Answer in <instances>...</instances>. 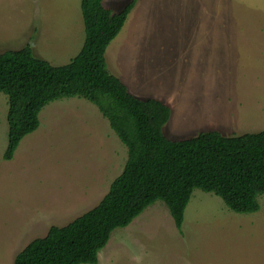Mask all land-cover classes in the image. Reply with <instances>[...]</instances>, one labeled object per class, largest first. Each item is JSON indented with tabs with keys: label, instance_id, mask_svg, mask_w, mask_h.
<instances>
[{
	"label": "rangeland",
	"instance_id": "rangeland-1",
	"mask_svg": "<svg viewBox=\"0 0 264 264\" xmlns=\"http://www.w3.org/2000/svg\"><path fill=\"white\" fill-rule=\"evenodd\" d=\"M129 1L103 4L118 12ZM84 39L81 0H0V53L31 45L63 65ZM106 60L132 94L171 107V140L264 130V0H138ZM7 112L0 92V264L95 207L128 156L96 105L64 97L43 107L37 130L4 160ZM259 203L237 213L195 189L179 230L158 200L112 232L97 264H264L263 195Z\"/></svg>",
	"mask_w": 264,
	"mask_h": 264
},
{
	"label": "trees",
	"instance_id": "trees-1",
	"mask_svg": "<svg viewBox=\"0 0 264 264\" xmlns=\"http://www.w3.org/2000/svg\"><path fill=\"white\" fill-rule=\"evenodd\" d=\"M137 1L113 12L103 0H81L85 39L67 64L53 65L35 56L29 45L0 53V92L8 96L4 160H11L21 140L37 130L43 107L64 97L96 105L128 151L122 172L95 207L66 225H52L18 252L14 264H97L112 232L158 200L181 230L195 189L220 196L237 213L261 208L264 130L233 136L210 130L171 140L163 131L171 107L132 94L108 70L107 47Z\"/></svg>",
	"mask_w": 264,
	"mask_h": 264
},
{
	"label": "crops",
	"instance_id": "crops-1",
	"mask_svg": "<svg viewBox=\"0 0 264 264\" xmlns=\"http://www.w3.org/2000/svg\"><path fill=\"white\" fill-rule=\"evenodd\" d=\"M83 22H84V21H83ZM29 46H31V45H29ZM80 49H81V48H80ZM32 51H33V49H32ZM79 51H80V50H79ZM79 51H78V52H79ZM33 53H34V52H33ZM34 55H35V54H34ZM35 56H36V55H35ZM37 57H38V56H37ZM40 58H41V57H40ZM128 229H129V228H128ZM128 229H127V230H128ZM181 229H182V228H181Z\"/></svg>",
	"mask_w": 264,
	"mask_h": 264
}]
</instances>
